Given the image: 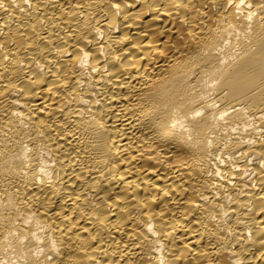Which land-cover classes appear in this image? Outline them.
I'll list each match as a JSON object with an SVG mask.
<instances>
[{
  "label": "bare ground",
  "instance_id": "6f19581e",
  "mask_svg": "<svg viewBox=\"0 0 264 264\" xmlns=\"http://www.w3.org/2000/svg\"><path fill=\"white\" fill-rule=\"evenodd\" d=\"M0 264H264V0H0Z\"/></svg>",
  "mask_w": 264,
  "mask_h": 264
}]
</instances>
